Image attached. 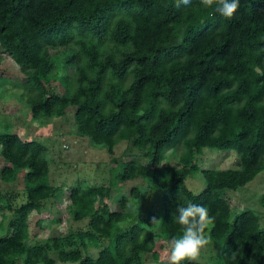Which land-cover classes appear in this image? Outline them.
Returning <instances> with one entry per match:
<instances>
[{
	"label": "trees",
	"instance_id": "obj_1",
	"mask_svg": "<svg viewBox=\"0 0 264 264\" xmlns=\"http://www.w3.org/2000/svg\"><path fill=\"white\" fill-rule=\"evenodd\" d=\"M3 56L23 77L0 83L17 80L33 119L74 108L76 135L104 146L116 167L108 185L57 187L43 143L0 132V264H168L163 241L182 235L172 215L188 201L215 217L213 264H264L260 218L230 194L264 171V0H240L230 20L200 0L180 9L175 0H0ZM122 141L140 155L116 158ZM205 150L235 151L234 168L201 169ZM195 174L198 194L187 184ZM147 176L157 206L138 208L135 186L112 209L116 185ZM65 188L73 220L87 226L31 243V215Z\"/></svg>",
	"mask_w": 264,
	"mask_h": 264
},
{
	"label": "rangeland",
	"instance_id": "obj_2",
	"mask_svg": "<svg viewBox=\"0 0 264 264\" xmlns=\"http://www.w3.org/2000/svg\"><path fill=\"white\" fill-rule=\"evenodd\" d=\"M0 64V78L19 79L23 77L19 66L8 56H3ZM0 83V132L15 133L25 140H38L47 148V158L50 161L51 181L54 186L71 187L79 182L84 186L108 185L111 179L109 172L116 164L112 163L111 156L104 146L95 145L87 137L76 135L74 108L68 110V114L62 118H49L35 120L31 115L30 107L22 98V88L17 80ZM140 155L139 151L130 150L127 141L120 142L115 148V157L122 156L129 159L130 156ZM201 169L228 170L233 169L236 161L235 151H211L205 150L198 159ZM0 165L3 160L0 159ZM169 164H177V156L170 154ZM196 175V174H195ZM189 188L196 194L200 193L205 184L200 174L190 178L187 182ZM137 186L143 195L139 200L138 208H150L157 206L160 201V193L152 184L150 176L141 181L115 186L111 199L108 201L113 210L119 208L116 203L122 198V194L129 196L132 187ZM24 185L21 179L15 193L19 194L18 204L25 201ZM231 196L243 205L241 210H250L259 218L261 229L264 230V171L256 179L241 188L239 191L230 192ZM70 191L65 188L56 199L47 201L42 212H34L30 217L31 243L47 241L53 237H59L69 231L81 230L87 226L86 222L75 223L68 206ZM141 202V203H140ZM3 216L0 214V224ZM159 241L162 243V239ZM163 254L168 256V242ZM217 247L212 243L201 253L200 264H213L216 260ZM221 252V251H220ZM221 256V254H220ZM148 258L150 256H147ZM20 264H24L20 262ZM73 264V263H58ZM145 264H155L146 261Z\"/></svg>",
	"mask_w": 264,
	"mask_h": 264
},
{
	"label": "clouds",
	"instance_id": "obj_3",
	"mask_svg": "<svg viewBox=\"0 0 264 264\" xmlns=\"http://www.w3.org/2000/svg\"><path fill=\"white\" fill-rule=\"evenodd\" d=\"M191 3L192 0H175V7L180 9ZM200 4L230 20L237 13L240 0H200ZM172 219L182 227V235L168 241V264H199L202 251L211 244L210 228L215 223V217L205 206L188 201L186 205H178ZM160 222L153 217L151 225Z\"/></svg>",
	"mask_w": 264,
	"mask_h": 264
}]
</instances>
